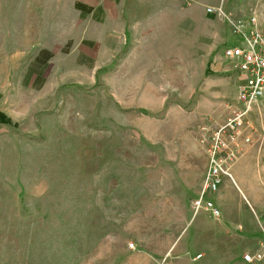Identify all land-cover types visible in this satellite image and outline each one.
Wrapping results in <instances>:
<instances>
[{
	"label": "rangeland",
	"instance_id": "obj_1",
	"mask_svg": "<svg viewBox=\"0 0 264 264\" xmlns=\"http://www.w3.org/2000/svg\"><path fill=\"white\" fill-rule=\"evenodd\" d=\"M107 1L0 0L35 23L1 54L0 264H264V96L241 115L238 37L206 12L264 32V0Z\"/></svg>",
	"mask_w": 264,
	"mask_h": 264
},
{
	"label": "built area",
	"instance_id": "obj_2",
	"mask_svg": "<svg viewBox=\"0 0 264 264\" xmlns=\"http://www.w3.org/2000/svg\"><path fill=\"white\" fill-rule=\"evenodd\" d=\"M206 12L210 14H219L229 20L232 26V32L238 37V40L233 45L227 46L223 50V55L226 58L235 60V67L241 73L244 78V82L240 85L238 90V100L244 104L245 110L241 114H245L249 109V106L256 102L259 98L264 96V32L256 27L246 28L239 22L233 21L231 15L226 14L222 7L208 6ZM251 22L255 21V18H250ZM233 124V120H230L226 126H230L233 131V135L229 133V137L232 139L237 138L240 134V130L236 124ZM221 128L212 136L211 143L208 148V169L206 177L203 181L202 192L198 199L193 203L196 210L201 208L206 191H215L219 186L221 174H227L226 162L227 159H222L219 154L226 151H230V148L223 140V130ZM234 156V152H230ZM231 156V157H233ZM205 208L212 210L214 215H218L219 211L214 207L211 201H205ZM253 256L250 254L244 255L245 261H252Z\"/></svg>",
	"mask_w": 264,
	"mask_h": 264
},
{
	"label": "crops",
	"instance_id": "obj_3",
	"mask_svg": "<svg viewBox=\"0 0 264 264\" xmlns=\"http://www.w3.org/2000/svg\"><path fill=\"white\" fill-rule=\"evenodd\" d=\"M106 1L105 0H98V1L92 0V2H94L95 5L92 4L91 6L92 7L99 6L101 8H104ZM82 4L84 5V2H82ZM16 10L18 12V8H16ZM13 11H14V8H6V11H4L6 12L5 13L6 19L0 21V35H2L5 32L4 30L6 29L7 32L3 36H6V35L8 36V40H3L4 41L3 44L2 45L0 44V74L2 73L1 61L5 58L6 60H8L9 58L8 55L14 54L16 58H20L23 60V56L26 53H28L29 55L31 53L32 54L34 53L32 51H28L27 48L25 47V44H24L25 33L23 31H19V29L24 28L25 25L29 27V25H34L35 23L34 22L26 23L23 20H15V19L9 20L8 15L9 13H12ZM38 24L39 22L37 21L36 25ZM9 41H12V43H10ZM2 53H8V55L2 59L1 58ZM27 58H29V56ZM8 121H9V114L7 111L4 110L3 100L1 99V95H0V127L4 126V124H7Z\"/></svg>",
	"mask_w": 264,
	"mask_h": 264
}]
</instances>
